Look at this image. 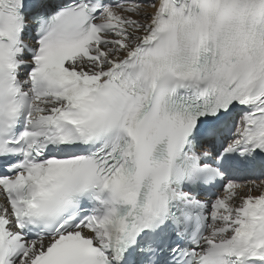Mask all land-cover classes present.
I'll list each match as a JSON object with an SVG mask.
<instances>
[{
    "label": "snow or ice",
    "instance_id": "snow-or-ice-1",
    "mask_svg": "<svg viewBox=\"0 0 264 264\" xmlns=\"http://www.w3.org/2000/svg\"><path fill=\"white\" fill-rule=\"evenodd\" d=\"M0 264H264V0H0Z\"/></svg>",
    "mask_w": 264,
    "mask_h": 264
}]
</instances>
